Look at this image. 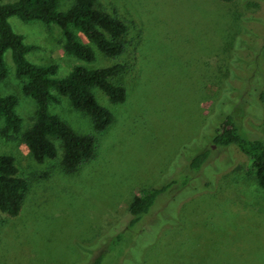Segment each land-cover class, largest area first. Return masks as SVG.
<instances>
[{
  "label": "rangeland",
  "instance_id": "rangeland-1",
  "mask_svg": "<svg viewBox=\"0 0 264 264\" xmlns=\"http://www.w3.org/2000/svg\"><path fill=\"white\" fill-rule=\"evenodd\" d=\"M73 2L62 0L59 10ZM98 7L129 29L116 58L92 45L95 62L67 53L57 24L10 17L14 31L37 47L28 59L56 64L58 77H74L79 65L125 63L114 82L126 87L127 100L112 103L94 89L114 114L103 132L67 97L50 104L79 134L96 136L94 158L74 172L62 167L59 142L57 157L39 163L20 136L0 135V155L14 156L29 183L18 216L0 211V264H91L100 255L102 264H264V190L246 155L211 143L228 115L244 136L264 139V3L98 0ZM5 59L0 94L19 97L25 130L37 104L22 92L11 51ZM209 148L205 166L188 167ZM173 180L149 214L128 227L134 197Z\"/></svg>",
  "mask_w": 264,
  "mask_h": 264
},
{
  "label": "trees",
  "instance_id": "trees-1",
  "mask_svg": "<svg viewBox=\"0 0 264 264\" xmlns=\"http://www.w3.org/2000/svg\"><path fill=\"white\" fill-rule=\"evenodd\" d=\"M62 0H16L11 3L0 1V80L6 79L9 68L5 54L11 51L15 75L23 83L22 92L37 104L35 120L23 130V119L17 111L19 97L10 93L0 94V135L6 139L18 136L39 163L55 159L58 155L57 142L63 148L61 165L64 170L74 172L84 162L91 161L96 153L95 134H79L66 120L50 112L51 103H59L67 97L71 105L87 113L93 120L95 132L105 131L114 121V114L103 106L95 95L99 88L112 103H124L127 89L114 82L127 65L122 62L104 67L79 65L72 78L58 77L56 64L42 65L32 62L27 55L37 47L25 42L24 35L14 31L10 17L22 21H41L46 25L57 24L64 34V49L67 53L95 62L97 56L92 45L110 58L120 56L125 50L128 24L98 7V0H74L70 8L60 11ZM226 3L236 0H223ZM249 7L261 6L264 0H240ZM76 30L82 32L91 44L84 43ZM248 135V134H247ZM244 136L233 115L221 119L211 143L216 149H228L233 154L246 155L258 185L264 190V139ZM213 148L197 153L188 164L191 169H201L210 160ZM209 159V160H208ZM224 172V171H223ZM176 180L163 186L142 189L129 206V225H134L149 214L159 195L167 191ZM29 183L20 175L14 156L0 155V211L13 217L22 210ZM100 255L91 264H102Z\"/></svg>",
  "mask_w": 264,
  "mask_h": 264
}]
</instances>
